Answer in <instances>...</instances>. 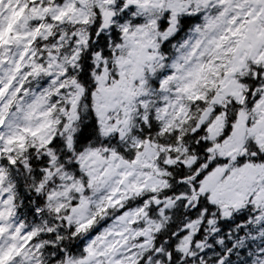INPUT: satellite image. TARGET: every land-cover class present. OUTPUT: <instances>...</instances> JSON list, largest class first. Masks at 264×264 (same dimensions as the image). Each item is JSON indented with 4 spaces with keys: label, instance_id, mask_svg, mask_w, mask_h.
Masks as SVG:
<instances>
[{
    "label": "snow or ice",
    "instance_id": "obj_1",
    "mask_svg": "<svg viewBox=\"0 0 264 264\" xmlns=\"http://www.w3.org/2000/svg\"><path fill=\"white\" fill-rule=\"evenodd\" d=\"M0 264H264V0H0Z\"/></svg>",
    "mask_w": 264,
    "mask_h": 264
}]
</instances>
